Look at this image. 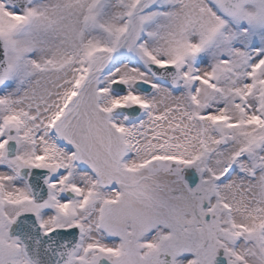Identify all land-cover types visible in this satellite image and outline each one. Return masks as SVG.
Masks as SVG:
<instances>
[{"label": "snow or ice", "instance_id": "1", "mask_svg": "<svg viewBox=\"0 0 264 264\" xmlns=\"http://www.w3.org/2000/svg\"><path fill=\"white\" fill-rule=\"evenodd\" d=\"M0 264H264V0H0Z\"/></svg>", "mask_w": 264, "mask_h": 264}]
</instances>
